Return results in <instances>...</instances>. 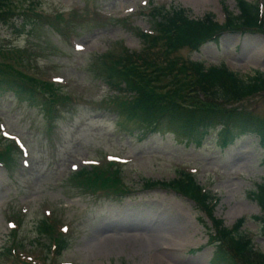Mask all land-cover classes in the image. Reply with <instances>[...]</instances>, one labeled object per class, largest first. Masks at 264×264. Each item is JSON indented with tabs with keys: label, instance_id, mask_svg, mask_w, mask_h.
Returning a JSON list of instances; mask_svg holds the SVG:
<instances>
[{
	"label": "rangeland",
	"instance_id": "374dc122",
	"mask_svg": "<svg viewBox=\"0 0 264 264\" xmlns=\"http://www.w3.org/2000/svg\"><path fill=\"white\" fill-rule=\"evenodd\" d=\"M32 1L42 12L38 22L20 33L0 24V37L28 48L32 59L36 56L30 71L58 82L75 97L52 117L13 91L0 89V145L8 137L24 148L12 168L0 163V264H18L14 251L9 256L4 252L12 242L25 249H16L20 259L51 264L52 253L44 248L49 238L40 236L37 226L53 213L68 242L60 264H218L213 261L215 246L209 244L215 220L232 228L244 219L241 231L264 251V229L257 218L262 207L254 194L264 185L262 139L243 134L222 146L216 131L196 145L178 142L168 132H129L97 102L112 91L91 74V62L99 54L122 44L136 50L142 46L133 29H151L155 5H181L194 21L213 14L223 23L229 12L239 13L236 0H16L25 5ZM250 1H259L264 10V0ZM178 54L207 66L225 63L247 75L264 71V35L226 32L218 42L198 50L184 47ZM226 106L261 118L264 94ZM111 158L122 163L120 180L127 194L90 196L73 180L77 171ZM183 170L218 199L212 215L174 191L143 186L147 179L171 181ZM16 219L20 223L13 235L10 221Z\"/></svg>",
	"mask_w": 264,
	"mask_h": 264
},
{
	"label": "trees",
	"instance_id": "16d2710c",
	"mask_svg": "<svg viewBox=\"0 0 264 264\" xmlns=\"http://www.w3.org/2000/svg\"><path fill=\"white\" fill-rule=\"evenodd\" d=\"M237 2L240 13L236 16L230 13L231 18L225 26L215 23L210 15L198 21L190 20L184 8L154 7L151 14L153 33L138 32L143 42L141 49L130 50L122 45L98 55L91 62L95 66L92 75L119 92L103 97L101 103L110 112H117L122 126L138 128L143 134L168 131L180 141L200 144L206 134L217 131L219 142L226 145L240 134L254 131L264 140V117L258 118L243 109L226 106L230 102L264 93V72L256 70L244 75L225 64L206 66L204 62L178 54L185 46L197 48L223 29L264 33V12L259 3L247 0ZM34 3L24 6L16 0H0V23L11 24L18 31L20 28L15 21L21 18L25 22L24 27L28 24L32 26L42 15ZM32 62L27 48L0 46V87H8L47 109L48 113L56 111L58 105L72 104L75 94L32 73ZM14 150L15 147L7 145L0 152V160L9 165ZM121 173V166L109 162L95 165L91 170L82 169L72 178L75 182L80 181L85 186L84 192L89 191L90 196L97 193L107 197L122 196L129 190L120 180ZM143 186H162L187 196L209 215L213 214L218 202L187 171H181L171 181L147 179ZM255 197L263 210L257 218L264 229V185ZM55 216L53 213L44 217L37 229L41 236L49 238L50 263L60 264L58 257L68 242L63 239L58 217ZM243 221L239 220L232 228L222 227L223 221H214L215 234L211 233L210 243L215 246L213 259L216 263L264 264V252L257 249L253 239L241 231ZM15 232L13 230V234ZM16 248L12 242L6 251Z\"/></svg>",
	"mask_w": 264,
	"mask_h": 264
},
{
	"label": "bare ground",
	"instance_id": "6f19581e",
	"mask_svg": "<svg viewBox=\"0 0 264 264\" xmlns=\"http://www.w3.org/2000/svg\"><path fill=\"white\" fill-rule=\"evenodd\" d=\"M196 262H198V261H196Z\"/></svg>",
	"mask_w": 264,
	"mask_h": 264
}]
</instances>
